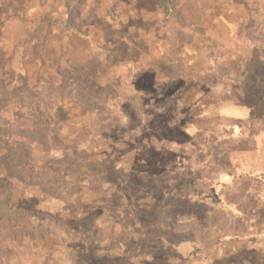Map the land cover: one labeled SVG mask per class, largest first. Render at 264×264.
Segmentation results:
<instances>
[{"label": "rangeland", "instance_id": "obj_1", "mask_svg": "<svg viewBox=\"0 0 264 264\" xmlns=\"http://www.w3.org/2000/svg\"><path fill=\"white\" fill-rule=\"evenodd\" d=\"M0 133L65 186L0 264H264V0H0Z\"/></svg>", "mask_w": 264, "mask_h": 264}, {"label": "trees", "instance_id": "obj_2", "mask_svg": "<svg viewBox=\"0 0 264 264\" xmlns=\"http://www.w3.org/2000/svg\"><path fill=\"white\" fill-rule=\"evenodd\" d=\"M63 98H66L65 93L62 94L61 99L63 100ZM20 134H23V132L21 131ZM28 147L27 143L18 144L9 139L8 146L5 148L8 157L5 168L8 170V175L0 178V256L14 248L25 250L24 246L26 244L33 245L35 241H38V238L53 233V230L64 229L58 219L40 214L35 208L26 209L28 206L14 201L10 194L11 186L7 181L9 178L14 177L20 181L21 185L34 188L40 194L49 195L55 199L64 196V184L61 185L58 181L55 182V179H51L53 175L45 171L44 167L46 165L44 167L35 165L31 160V154H29L32 150ZM57 185L59 188H55ZM66 196L65 200L71 197ZM89 236L91 237V235ZM91 239L93 240V237ZM44 240L41 239V242L44 243ZM66 241L70 244V240ZM31 248L35 249L36 247L32 246ZM70 248V245H66L63 250L70 253ZM77 251L80 252L79 249ZM72 254L71 252L70 255Z\"/></svg>", "mask_w": 264, "mask_h": 264}]
</instances>
